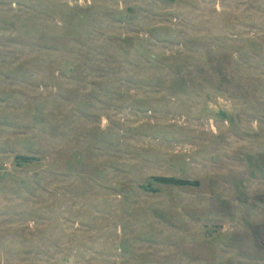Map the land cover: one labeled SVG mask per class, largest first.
Segmentation results:
<instances>
[{
	"label": "rangeland",
	"instance_id": "1",
	"mask_svg": "<svg viewBox=\"0 0 264 264\" xmlns=\"http://www.w3.org/2000/svg\"><path fill=\"white\" fill-rule=\"evenodd\" d=\"M0 264H264V0H0Z\"/></svg>",
	"mask_w": 264,
	"mask_h": 264
},
{
	"label": "trees",
	"instance_id": "2",
	"mask_svg": "<svg viewBox=\"0 0 264 264\" xmlns=\"http://www.w3.org/2000/svg\"><path fill=\"white\" fill-rule=\"evenodd\" d=\"M159 181H161L162 183H165V184H177V185L192 184L189 180L176 179L174 177H160ZM195 184H198V182Z\"/></svg>",
	"mask_w": 264,
	"mask_h": 264
}]
</instances>
